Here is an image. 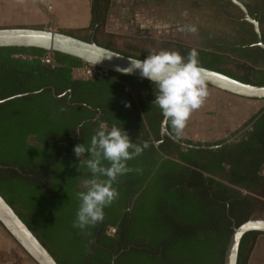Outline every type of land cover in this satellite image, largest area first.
Wrapping results in <instances>:
<instances>
[{
    "label": "trees",
    "instance_id": "obj_1",
    "mask_svg": "<svg viewBox=\"0 0 264 264\" xmlns=\"http://www.w3.org/2000/svg\"><path fill=\"white\" fill-rule=\"evenodd\" d=\"M108 4L91 0L93 20L97 14L104 21ZM230 30L210 46L195 49L201 67L264 85V52L245 47L241 38L255 41L252 26L232 21ZM191 50L179 53L187 56ZM45 54L34 47L0 48V100L48 87L0 103V195L55 261L110 264L117 255L114 264H222L231 219L238 226L257 213L263 215L264 106L233 142L224 143V138L204 144L216 146L213 149L183 148L168 138L161 140L163 117L152 105L155 86L150 81L113 72L93 81L75 80L72 69L87 64L59 52L48 53L46 63ZM123 54L145 58V53ZM227 64L241 72L227 69ZM130 83V88L138 85L144 91L136 102L124 89ZM49 87L57 95L70 90L71 97H53ZM120 98H129L130 107L120 108ZM97 111L101 114L93 122ZM100 124L123 127L133 143L147 142L149 147L129 160L131 170L114 182L119 197L104 209L103 231L96 234L98 223L84 230L73 226L77 193L91 178L73 149L90 144ZM177 139L191 143L182 136ZM108 228H114L112 235L106 233ZM259 235L243 236L237 264H248Z\"/></svg>",
    "mask_w": 264,
    "mask_h": 264
},
{
    "label": "rangeland",
    "instance_id": "obj_2",
    "mask_svg": "<svg viewBox=\"0 0 264 264\" xmlns=\"http://www.w3.org/2000/svg\"><path fill=\"white\" fill-rule=\"evenodd\" d=\"M243 1L253 8L255 0ZM28 2L45 9L41 0H0V28L28 26L11 23L7 17L13 10L26 11L23 5ZM238 13L236 7L224 0H109L101 27L103 37L101 32L98 38L114 48L145 53V56L153 49L176 52L202 49L230 35L231 18ZM185 25H195L198 31L195 34L180 31ZM261 29L264 30V24ZM226 67L241 72L233 64ZM207 90L209 95L203 106L192 113L183 131L184 140L205 144L227 138L264 106V100L238 97L211 86ZM253 218H264V211ZM0 264H36L1 225ZM248 264H264V234L256 237Z\"/></svg>",
    "mask_w": 264,
    "mask_h": 264
},
{
    "label": "clouds",
    "instance_id": "obj_3",
    "mask_svg": "<svg viewBox=\"0 0 264 264\" xmlns=\"http://www.w3.org/2000/svg\"><path fill=\"white\" fill-rule=\"evenodd\" d=\"M180 31L195 34L198 29L195 25H185ZM129 61L126 73L138 71L141 78L155 86L152 105L160 109L164 122L175 137L180 138L192 113L203 106L209 95L198 52L193 49L182 56L176 51L153 49L144 59ZM148 147L147 142L133 143L123 127L113 125L109 128L105 124L96 129L90 144L74 146L75 156L91 173V178L83 182L85 190L77 193L79 207L74 227L84 230L104 220V209L119 197L114 182L131 170L127 162L142 155Z\"/></svg>",
    "mask_w": 264,
    "mask_h": 264
},
{
    "label": "water",
    "instance_id": "obj_4",
    "mask_svg": "<svg viewBox=\"0 0 264 264\" xmlns=\"http://www.w3.org/2000/svg\"><path fill=\"white\" fill-rule=\"evenodd\" d=\"M243 15V19L252 25L256 35L257 44L264 49L261 40V31L258 21L252 18L244 4L239 0H230ZM40 48L46 54L59 52L79 59L82 63L99 68L106 72L122 74L132 78L143 79L138 71L126 73L130 67L129 60H136L114 49L102 46L92 38L88 41L75 37L74 35L55 31L47 28L35 27H6L0 28V48ZM207 86L214 87L220 91L247 99H264V85H254L241 82L221 72L203 68ZM147 80V79H143ZM149 81V80H148ZM54 93V91H53ZM4 99L1 102L9 100ZM254 121H251L244 131L248 130ZM161 139L168 138L181 147L213 149V145L188 144L183 140L175 138L168 130L164 119L161 122ZM236 137H232L227 142H233ZM158 144V143H157ZM232 221V233L226 246L222 264H237L239 246L243 236L247 233L256 232L264 234V218H250L236 226ZM0 225L10 235V237L21 247V249L36 264H58L48 250L42 245L34 233L19 218L13 208L0 195ZM114 263V257L111 264Z\"/></svg>",
    "mask_w": 264,
    "mask_h": 264
},
{
    "label": "crops",
    "instance_id": "obj_5",
    "mask_svg": "<svg viewBox=\"0 0 264 264\" xmlns=\"http://www.w3.org/2000/svg\"><path fill=\"white\" fill-rule=\"evenodd\" d=\"M41 4L45 6V9L41 10L40 4L28 2L23 5L27 7L26 11L16 12L13 10V12L7 14V17H9L11 23L28 25L26 27H42L65 33L74 31L77 34V36H74L80 39L91 35L95 22L91 0H41ZM91 24L93 25L91 26ZM96 30L97 38L98 33L101 32L103 37V29L99 27ZM81 32H88L89 34L86 35Z\"/></svg>",
    "mask_w": 264,
    "mask_h": 264
},
{
    "label": "flooded vegetation",
    "instance_id": "obj_6",
    "mask_svg": "<svg viewBox=\"0 0 264 264\" xmlns=\"http://www.w3.org/2000/svg\"><path fill=\"white\" fill-rule=\"evenodd\" d=\"M224 1L225 2H229L230 4H232L230 0H224ZM240 1L243 2L244 6L247 9L248 14L252 18H254L256 21H258L259 27H260V31H261V40H262V43L264 44V30L261 29V25L264 24V0H255L254 3H253L254 4L253 5V8H251L249 5H247L243 0H240ZM233 6L236 7L235 5H233ZM238 11H239V13H238L237 17L231 18V21H237L239 23L242 22V21H245L243 19L242 12L239 9H238ZM94 19H95V22H94V26H93V28L91 30V35H89V36L86 37L88 40L92 38L98 44H100L102 46H105V47L108 46L109 48L114 49V50H117L119 52L128 53V54H132V55H136V56H140L141 55L140 52L134 53L131 50L129 51L128 49H117V48H114L112 45H110L108 43V41L107 42L100 43V41L97 38V33H96L97 30L96 29H99V27L101 28V26H103V19H102V17L100 15H97V14L94 16ZM246 23L248 25H251L248 22H246ZM252 29H253V27H252ZM67 33H70L72 35H76L77 36V34L74 31L67 32ZM78 36L79 37H82L81 35H78ZM241 38H243L245 40V42H243V44L245 45V47L253 48V49L258 48V49H260L261 51L264 52V49L261 48L257 44L256 35H255V41L252 40L250 37H244V35H242V34H241ZM47 57H48V55L47 56H44V62L49 63L50 60L47 59ZM77 69H79V68H77ZM77 69L76 68L72 69V77L75 80H92L93 81L98 75H103V70H102V73L101 74L92 75V76H90V75L81 76L80 74H78V72H76ZM44 88H48V87H43V88H40V89L35 90V91H31V92L19 93V94H16V95H12L10 97H13L11 99H14V98H17V97H23V96H27V95H31V94H37V93L41 92ZM49 88L51 90V93H52L53 97H59V98H61L66 93H68L67 101L71 97V91L70 90H66V91L62 92L60 95H57L56 92H55V89L53 87H49ZM124 89H125V92H130L131 93L134 102H136V98L139 97V96H141L143 94V92H144L141 87L139 89H135V87H131L130 88L129 87V84H126ZM53 91H54V93H53ZM10 97H8V98H10ZM8 98H5V99H8ZM11 99H9V100H11ZM2 100H4V99H1L0 101H2ZM116 100H117V94H116ZM6 101H8V100H6ZM6 101H4V102H6ZM4 102H1V103H4ZM118 103H119L120 108H123L126 104H129L130 105V99L129 98H127V99L120 98L119 101H118ZM95 110H97V108ZM100 114H101L100 111H97L96 112V114L94 115V117L92 119L93 122L96 119H98V117L100 116ZM248 125H249V123L246 124V125H244V126H242L240 129H238L237 131H235L234 133H232L230 136H228L227 139H226V141L224 143H231V142H227V140L230 139V138H232V137H236V138L240 137L245 132L244 130H245V128ZM160 130H161V127H160ZM161 140H164V139H161ZM191 143L196 144L195 142H191ZM191 143H189V144H191ZM263 171H264V169H263ZM129 206H130V197H129L128 201H127V207H129ZM101 231H103V221L102 222H99L98 225H97V227H96V229H95L96 234H99ZM106 233L108 235H112L114 233V228H108L106 230ZM94 241H95V239H94ZM105 250H107V249H105ZM116 256L117 255H112L111 256V261H112V258L113 257H114V260H115ZM110 264H111V262H110Z\"/></svg>",
    "mask_w": 264,
    "mask_h": 264
},
{
    "label": "built area",
    "instance_id": "obj_7",
    "mask_svg": "<svg viewBox=\"0 0 264 264\" xmlns=\"http://www.w3.org/2000/svg\"><path fill=\"white\" fill-rule=\"evenodd\" d=\"M76 72H78V74H80L81 76H86V75H97V74H101L102 70L93 66H86L84 68L81 69H77ZM107 72L103 70V74H106Z\"/></svg>",
    "mask_w": 264,
    "mask_h": 264
}]
</instances>
